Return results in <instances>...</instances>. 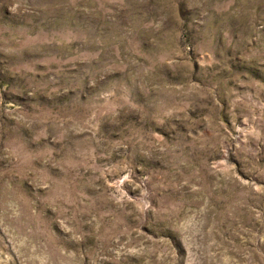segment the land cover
<instances>
[{"label":"rangeland","instance_id":"1","mask_svg":"<svg viewBox=\"0 0 264 264\" xmlns=\"http://www.w3.org/2000/svg\"><path fill=\"white\" fill-rule=\"evenodd\" d=\"M0 264H264V0H0Z\"/></svg>","mask_w":264,"mask_h":264}]
</instances>
